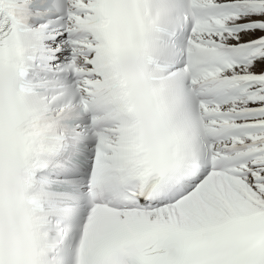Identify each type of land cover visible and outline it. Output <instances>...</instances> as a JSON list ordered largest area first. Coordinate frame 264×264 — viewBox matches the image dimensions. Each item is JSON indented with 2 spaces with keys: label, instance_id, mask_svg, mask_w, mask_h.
I'll return each mask as SVG.
<instances>
[{
  "label": "snow or ice",
  "instance_id": "1",
  "mask_svg": "<svg viewBox=\"0 0 264 264\" xmlns=\"http://www.w3.org/2000/svg\"><path fill=\"white\" fill-rule=\"evenodd\" d=\"M0 264H264V0H0Z\"/></svg>",
  "mask_w": 264,
  "mask_h": 264
}]
</instances>
